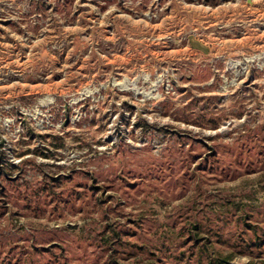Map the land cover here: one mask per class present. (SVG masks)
I'll return each instance as SVG.
<instances>
[{
  "label": "rangeland",
  "instance_id": "374dc122",
  "mask_svg": "<svg viewBox=\"0 0 264 264\" xmlns=\"http://www.w3.org/2000/svg\"><path fill=\"white\" fill-rule=\"evenodd\" d=\"M219 254L264 264V0H0V264Z\"/></svg>",
  "mask_w": 264,
  "mask_h": 264
},
{
  "label": "trees",
  "instance_id": "16d2710c",
  "mask_svg": "<svg viewBox=\"0 0 264 264\" xmlns=\"http://www.w3.org/2000/svg\"><path fill=\"white\" fill-rule=\"evenodd\" d=\"M195 231L197 233V236L194 238L196 248L199 250L200 253L207 252L209 250L207 243H205V242L203 243L202 239L198 236L199 231L197 229ZM207 258H210V259H208L206 261V264H231L230 263L231 254L228 256H222L221 254H219L215 257L214 256L211 257L208 255ZM105 264H125V263L121 262L120 260H118L116 258H110L109 260L106 261Z\"/></svg>",
  "mask_w": 264,
  "mask_h": 264
},
{
  "label": "crops",
  "instance_id": "0c3cea01",
  "mask_svg": "<svg viewBox=\"0 0 264 264\" xmlns=\"http://www.w3.org/2000/svg\"><path fill=\"white\" fill-rule=\"evenodd\" d=\"M254 1H256V0H254Z\"/></svg>",
  "mask_w": 264,
  "mask_h": 264
}]
</instances>
